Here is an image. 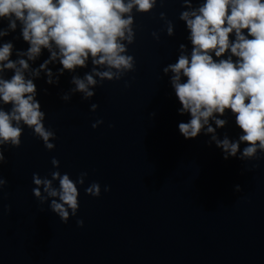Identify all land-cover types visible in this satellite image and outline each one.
Returning a JSON list of instances; mask_svg holds the SVG:
<instances>
[{"label":"clouds","instance_id":"9594fccd","mask_svg":"<svg viewBox=\"0 0 264 264\" xmlns=\"http://www.w3.org/2000/svg\"><path fill=\"white\" fill-rule=\"evenodd\" d=\"M184 2L188 4L189 0ZM154 4L155 0H0V21L7 18L11 30L20 22L22 38L30 45L25 53L28 60H35L42 48L49 50V60L40 65L41 69L59 56L60 73L74 71L77 67H86L91 56L94 65H107L117 70L99 72L93 68L95 75L101 80H113L119 79L123 71L134 69V57L122 54L126 52L122 41L134 42L133 17L125 14L131 13L134 7L139 12H148ZM180 18L190 30L191 57L182 54L175 64L164 69L165 73L174 74L171 82L182 105L180 114L189 113L191 117L188 122L179 123L180 133L185 139L196 138L205 126L207 133H214L209 118L214 113L223 116L230 110L243 133L239 141L230 142L227 137L218 140L215 135L212 139L223 149L225 160L236 156L240 142L248 145L241 158L254 157L258 149L264 151V0H205L198 9L181 13ZM168 33L172 34L171 26ZM7 34V31H0V36ZM53 43L58 52L52 50ZM12 48L11 43L0 47V73L5 69L15 70L11 79L0 78V101L12 105L10 111L0 108V145L20 147L22 121L43 141L47 150H52L55 145L49 140L55 138V133L45 128L42 122L45 113L35 99L36 85L32 79H26L21 70H27L29 64L25 59L10 60ZM229 52L231 55L225 59H214ZM33 74L38 76L39 69ZM47 74V82L52 83L51 70ZM181 74L187 78L186 82H181ZM72 83L76 86L74 92H81L88 98L94 95L89 85H96L97 81L92 74H86L83 79L73 77ZM63 99L69 97L65 95ZM96 108L93 104L92 110ZM99 123L103 121L98 120L92 127ZM215 124L222 128L226 121L215 119ZM3 160L0 150V162ZM51 163L58 167L60 162L53 158ZM86 175L81 173L74 182L69 174L59 171H53L51 179L33 174V183L43 184L48 196L59 197V202L53 199L50 207L66 222L68 209L76 215L79 207L77 183L83 184ZM53 180L59 181L58 189L52 187ZM6 183L0 179V185ZM104 190L110 188L105 186ZM85 192L99 197L101 187L94 182ZM33 193L41 202L46 199L41 197L38 187L33 188ZM77 224L83 226V221L78 220Z\"/></svg>","mask_w":264,"mask_h":264}]
</instances>
